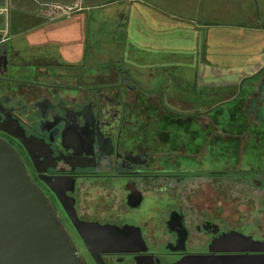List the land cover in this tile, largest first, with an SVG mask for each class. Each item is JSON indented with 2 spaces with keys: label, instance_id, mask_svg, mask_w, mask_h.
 Returning <instances> with one entry per match:
<instances>
[{
  "label": "flooded vegetation",
  "instance_id": "af4514ba",
  "mask_svg": "<svg viewBox=\"0 0 264 264\" xmlns=\"http://www.w3.org/2000/svg\"><path fill=\"white\" fill-rule=\"evenodd\" d=\"M126 19L106 29L94 19L83 51L59 41L62 30L36 35L60 55H44L36 68L26 63L41 45L28 40L14 50L8 30L0 32V138L20 156L82 264L239 255L222 251L231 245L210 246L231 233L263 240L264 216L245 231L237 204L203 201L193 184L250 178L260 187L264 59L245 65L254 68L249 74H207V39L188 42L185 32L180 43L155 42ZM95 225L112 228L107 238H126L128 251L87 245Z\"/></svg>",
  "mask_w": 264,
  "mask_h": 264
},
{
  "label": "rangeland",
  "instance_id": "374dc122",
  "mask_svg": "<svg viewBox=\"0 0 264 264\" xmlns=\"http://www.w3.org/2000/svg\"><path fill=\"white\" fill-rule=\"evenodd\" d=\"M82 5L84 6L86 4L82 3ZM96 5L97 9L91 11V16H93L95 20H97V23H99L101 27H104V29L115 26L117 23L121 22V17H124V21L127 20L126 18L129 19L130 22H128V25L130 27H139L140 31L145 33V37H153L154 40L158 39V42L162 41L164 37H171L174 43H180L181 41H179V38H184L182 33L185 32L188 42L191 41V36L199 37L200 41L202 39H207L210 62L207 66V74H211L213 69L218 70L224 75L237 73L249 74L252 73L254 68L248 66L252 65L253 62L259 58L263 57L264 59L263 36L252 34V29L247 26L249 24L241 19L225 18L219 19L218 21L210 20L213 25L206 27L203 24L206 21L201 18H196V20H191L190 18L184 20L174 19L163 12H155L154 18L144 19V14L146 13L141 14L139 12H148L150 9L145 4L137 2H119L113 5H108V3H97ZM197 6L199 7L201 4H197ZM257 6L260 9L259 14L262 15L264 13V2L257 3ZM3 8L5 10H3ZM6 9L5 2L3 5L0 4V32L3 33L8 29L9 24ZM192 14L193 11H191L190 15ZM82 15H84V13H82ZM201 23L203 25H201ZM58 24L59 28L61 26L64 27L63 34H60V36H62L59 37V41L70 40L79 42L80 49L83 51L88 39V21L80 16V18H72L71 20L63 19L59 21ZM250 26L254 27L255 23H251ZM76 27L80 29L79 35L74 31ZM234 32L236 35L232 34ZM220 34L221 36L225 34L226 39H228L227 43H229V45L225 49H223L218 41ZM253 39H256L254 43H252ZM27 41L28 36H17L14 42L20 47V45ZM249 45L253 49H248V47L250 48ZM261 46H263L262 50H260ZM70 48L71 47H69V49ZM47 49H49V47ZM60 49L66 51L68 47L65 45L64 47H60ZM82 53L80 59L83 58ZM259 166L264 168V163L259 164ZM254 179L260 181V187L255 186L250 178H242L241 180L233 178H225L223 180L209 179L206 182L207 185H205L206 183H203V186L199 185V183L193 184L195 188L199 186L194 195L197 194L202 197L204 193V197H202L203 201H207L208 203H216L219 201L224 204V209H229L232 204H237L241 215V229L250 231L255 225L261 224L264 216V177H257ZM201 190L204 192H200ZM201 197L197 198L196 196V200L198 201ZM230 213H232V211L225 210L226 215ZM244 224H248L250 227ZM260 228H264V223H262V227Z\"/></svg>",
  "mask_w": 264,
  "mask_h": 264
},
{
  "label": "water",
  "instance_id": "95a60500",
  "mask_svg": "<svg viewBox=\"0 0 264 264\" xmlns=\"http://www.w3.org/2000/svg\"><path fill=\"white\" fill-rule=\"evenodd\" d=\"M1 12V11H0ZM4 36L0 34V42ZM25 145L24 135L17 136ZM76 227L79 223L74 221ZM87 245L104 252L128 251L126 238H107L112 228L95 225ZM135 243L142 244L141 238ZM231 245L223 252L235 256H205L189 264H264V239L255 241L240 233H231L212 243L210 252ZM225 248V247H224ZM0 264H82L58 227L42 192L28 178L20 156L0 138Z\"/></svg>",
  "mask_w": 264,
  "mask_h": 264
},
{
  "label": "crops",
  "instance_id": "0c3cea01",
  "mask_svg": "<svg viewBox=\"0 0 264 264\" xmlns=\"http://www.w3.org/2000/svg\"><path fill=\"white\" fill-rule=\"evenodd\" d=\"M4 2L6 3L9 19L7 30L11 38V47L14 50L17 48L18 45L14 42L17 36H28V40L32 42L28 44L33 45L38 42V45H41L40 48L31 53L32 55H37V60L26 63V65L35 66V68L45 64L46 59L44 55L52 56L54 53L56 55L55 59H60V55L57 54L56 49L47 50L43 46L44 41L36 37V35L39 36L43 33L57 30H62L63 32L64 27L61 26L59 28V21L80 18V16L88 21L89 29L91 24L94 26L95 18L91 16V11L97 9V3L113 5L119 2H137L145 4L150 9L148 12H139L141 14L146 13L144 14V19L154 18L155 12H163L174 19L184 20L190 18L191 20H196V18H201L206 21L203 23L206 27L213 25L210 20L218 21L225 18L241 19L249 24L247 26L252 29V34L263 36L262 43L264 46V13L260 15V9L257 6V3H262L264 0H0L1 5ZM82 3L86 5L83 6ZM197 4H201V6L198 7ZM3 10L5 9L3 8ZM191 11H193L192 15H190ZM251 23H255V26L251 27ZM203 24L201 23V25ZM74 31L79 35L80 29L76 27ZM232 34L236 35L235 32ZM227 40L225 34L223 36L220 34L218 37V41L223 49L229 45ZM255 41L256 39H253L252 43ZM263 46L260 47V50H262ZM248 49L253 48L250 46Z\"/></svg>",
  "mask_w": 264,
  "mask_h": 264
}]
</instances>
